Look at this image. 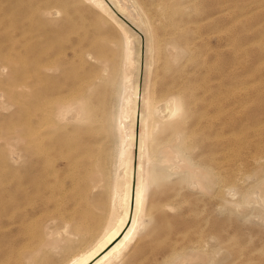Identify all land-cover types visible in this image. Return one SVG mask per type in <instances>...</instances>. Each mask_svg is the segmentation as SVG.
I'll use <instances>...</instances> for the list:
<instances>
[{
  "label": "rangeland",
  "instance_id": "rangeland-1",
  "mask_svg": "<svg viewBox=\"0 0 264 264\" xmlns=\"http://www.w3.org/2000/svg\"><path fill=\"white\" fill-rule=\"evenodd\" d=\"M74 1L62 5L64 13L77 12L66 20L63 11L53 19L43 14L46 4L37 6V0H0V172H10L11 151L24 143L35 100L22 74L42 46L21 44L41 31L67 50L71 73L94 63L99 50L108 54L107 110L113 117L108 133L97 130L94 158L107 171L102 157L110 151L111 169L108 176L95 178L97 186H90V165L75 169L51 193L28 182L21 165L11 188L0 194V264H66L70 254L93 242L113 214L124 44L95 11H80ZM137 1L147 9L160 46L151 85L157 97L183 98L186 152L202 170V187L191 186L188 166L170 169L173 184L158 189L145 236L140 234L120 264H176V251L201 256L190 264H264V0ZM21 26L31 32L23 35ZM75 46L82 48L81 55H74ZM209 164L217 167V177ZM82 170L86 174L79 176ZM184 172L187 180L176 184Z\"/></svg>",
  "mask_w": 264,
  "mask_h": 264
},
{
  "label": "bare ground",
  "instance_id": "bare-ground-1",
  "mask_svg": "<svg viewBox=\"0 0 264 264\" xmlns=\"http://www.w3.org/2000/svg\"><path fill=\"white\" fill-rule=\"evenodd\" d=\"M67 1L37 0L35 5L46 4L42 13L53 19L64 13L67 7L62 5ZM73 4L80 11L84 8L95 11L100 21L117 31L124 44V71L117 95L121 107L115 123L118 145L112 164L116 178L113 214L93 242L70 254L66 264H120L140 234L145 236L143 232L158 189L173 184L170 169L183 171L188 166L193 175L190 184L197 189L202 187L198 179L202 170L192 165L186 152L189 148L184 132L187 106L183 98L179 94L157 97V89L151 85L150 75L159 45L147 9L137 0H75ZM76 13L66 11L64 19ZM21 30L23 35L31 32L25 26ZM30 45L42 46L38 58L22 74L27 87L33 91V110L28 113L23 145L11 151L7 164L10 172H0V194L18 176L21 165L28 173V182L36 181L40 188L51 193L63 186L64 178L75 169H86L88 165L92 177L90 186H97L95 178L109 175L113 157L110 151L106 154L102 151L107 171L99 169V160L94 158L100 143L97 130L107 132V124L110 125L113 117L107 110L112 69L106 58L108 54L99 50L102 53L94 56V63L71 73L65 64L67 50L55 45L46 32L28 37L21 44ZM73 50L75 56L82 54L80 46ZM168 51L179 55L174 45H169ZM209 168L217 177V167L209 164ZM85 174L86 170L79 172V176ZM187 175L184 172L176 184H183ZM256 198L262 202L259 196ZM173 254L176 264H190L201 257L194 253L182 256L177 251Z\"/></svg>",
  "mask_w": 264,
  "mask_h": 264
}]
</instances>
